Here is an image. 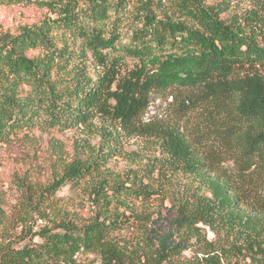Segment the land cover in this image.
<instances>
[{
	"label": "trees",
	"instance_id": "obj_1",
	"mask_svg": "<svg viewBox=\"0 0 264 264\" xmlns=\"http://www.w3.org/2000/svg\"><path fill=\"white\" fill-rule=\"evenodd\" d=\"M245 1L224 16L231 0H0L51 12L0 33V143L101 117L157 138L164 157L147 181L123 180L104 148L83 157L81 138L41 197L91 179L90 219L35 228L42 198L28 193L10 220L0 203V264H264V0ZM170 91L172 118L143 123ZM153 197L171 202L165 223Z\"/></svg>",
	"mask_w": 264,
	"mask_h": 264
},
{
	"label": "rangeland",
	"instance_id": "obj_2",
	"mask_svg": "<svg viewBox=\"0 0 264 264\" xmlns=\"http://www.w3.org/2000/svg\"><path fill=\"white\" fill-rule=\"evenodd\" d=\"M231 1V9L224 16H229L236 9L249 7L245 0ZM48 15L51 12L46 6L35 3L0 6V33L16 34L21 26L35 24ZM89 71L93 72V69ZM174 101L171 91L152 94L149 106L142 115V122H168L174 113ZM182 120L184 127L192 134L195 131L196 118L191 116ZM105 128L110 129L114 136H108ZM81 138L89 140V144L83 146V153L80 154L85 157V154L90 153V148L95 152L100 147L104 148L107 166L113 171L112 175L123 180H132L137 173L147 181L149 178L144 173L157 163L158 158H164L157 138L128 131L121 126L120 121L112 122L109 118H95L88 126L62 132L36 130L26 137H14L11 142L0 143V203L8 220L19 212V203H23L27 196L33 194L43 199L41 207L47 214V218L39 220L35 228L46 222L53 224L62 218L74 219L80 224L90 219L92 205L89 200L88 181L91 179H84L77 185L66 183L55 193L46 191L41 197L42 190L62 173L63 163L73 158L77 148H82L79 144ZM153 176L158 177L157 171ZM180 177L181 180H187L186 175ZM151 202L153 218L165 223L171 208L170 200L162 201L161 197H153ZM136 234L134 231H117L115 236L121 240H130ZM27 241L28 239H22L17 245L21 246ZM184 254L189 256V250ZM93 257L94 255H89V258Z\"/></svg>",
	"mask_w": 264,
	"mask_h": 264
}]
</instances>
